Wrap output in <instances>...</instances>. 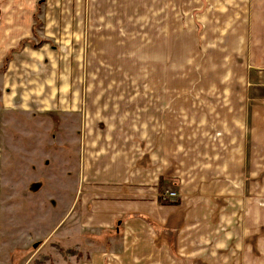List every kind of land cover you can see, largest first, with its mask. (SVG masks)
<instances>
[{"label":"crops","instance_id":"obj_1","mask_svg":"<svg viewBox=\"0 0 264 264\" xmlns=\"http://www.w3.org/2000/svg\"><path fill=\"white\" fill-rule=\"evenodd\" d=\"M43 1L0 0V71L21 41L41 42L0 73L5 109L76 108L75 53H66L59 83L49 60L57 53L42 43L72 44L86 29L98 43H145L152 61L193 52L205 76L188 100L192 113L172 117L173 131L164 100L180 88L163 84L162 100H91L103 116L84 131V189L67 219L77 213L81 236L95 241L84 239L70 260L78 252L76 264H264V0ZM146 81L153 93L154 79ZM168 192L176 197L164 200Z\"/></svg>","mask_w":264,"mask_h":264},{"label":"rangeland","instance_id":"obj_2","mask_svg":"<svg viewBox=\"0 0 264 264\" xmlns=\"http://www.w3.org/2000/svg\"><path fill=\"white\" fill-rule=\"evenodd\" d=\"M98 42L88 37L86 29V35H78L72 44L50 43L47 47L42 43L45 52L57 53L55 59L49 60L58 64L59 83L67 68L66 53H75L76 59L69 62L76 63L75 74L82 71L78 80L81 91L73 94L70 103L76 108H66L69 106L65 102L58 101L52 110L19 113L5 109L0 102V264H72L71 251L81 250L84 239L95 241L84 237L85 234L82 238L77 213L67 219L72 202L78 200L84 189L81 183L83 151L87 148L84 131L87 135L92 127L89 122L93 124L103 116L96 102L97 107H89L93 105L91 100H162L167 95L159 90L166 88L163 84H169L181 89L170 91L169 99L164 100L165 106L169 103L171 131L177 127V119L172 117L193 111L188 100H194L195 96L198 99L193 87L204 82L205 76L202 61L193 52L188 54L189 45L185 60L171 57L169 61L156 58L152 61L146 54L145 43ZM175 66L179 70H173ZM147 79H154L153 93L145 91ZM260 88L264 90L263 86ZM177 95L185 101L180 111L174 112ZM57 98L65 99L62 93ZM256 177L251 172L249 179ZM94 246L92 250L96 249ZM75 254L79 263L81 255Z\"/></svg>","mask_w":264,"mask_h":264},{"label":"trees","instance_id":"obj_3","mask_svg":"<svg viewBox=\"0 0 264 264\" xmlns=\"http://www.w3.org/2000/svg\"><path fill=\"white\" fill-rule=\"evenodd\" d=\"M43 2H44L43 0H38V4H39V5H42ZM34 31H35V29H34ZM39 44H41V42H40ZM25 45H30L32 48H38V47H40V45H39V46H38V45H34L32 42H30V41H28V40L21 41V42L19 43V46H18L17 49L9 51V52L7 53V55L5 56V58H4V60H3V63H2V67H1V71H0V73H4V72H5V70H6V66H7V63L12 59V55H13L14 53L19 52L21 49H23V47H24ZM166 203H167V202H166ZM175 204H177V203H175Z\"/></svg>","mask_w":264,"mask_h":264},{"label":"built area","instance_id":"obj_4","mask_svg":"<svg viewBox=\"0 0 264 264\" xmlns=\"http://www.w3.org/2000/svg\"><path fill=\"white\" fill-rule=\"evenodd\" d=\"M176 197V194L175 193H172V192H168L164 195V200H168L170 198H175Z\"/></svg>","mask_w":264,"mask_h":264}]
</instances>
